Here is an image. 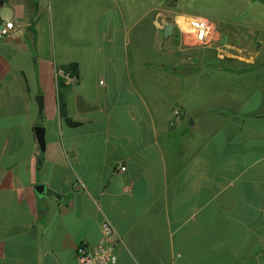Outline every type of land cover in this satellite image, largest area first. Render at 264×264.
Segmentation results:
<instances>
[{
	"label": "crops",
	"instance_id": "1",
	"mask_svg": "<svg viewBox=\"0 0 264 264\" xmlns=\"http://www.w3.org/2000/svg\"><path fill=\"white\" fill-rule=\"evenodd\" d=\"M170 1L3 0L0 264H78L105 221L114 264H264V36L185 48Z\"/></svg>",
	"mask_w": 264,
	"mask_h": 264
},
{
	"label": "built area",
	"instance_id": "2",
	"mask_svg": "<svg viewBox=\"0 0 264 264\" xmlns=\"http://www.w3.org/2000/svg\"><path fill=\"white\" fill-rule=\"evenodd\" d=\"M175 29L185 48L218 46L220 32L216 24L210 19L200 15H181L174 21ZM16 24L12 20L0 19V39L14 30ZM55 80L64 77L67 81L73 79L68 73L57 67L54 72ZM175 118L179 117V110L173 111ZM125 166L117 164L116 172H122ZM103 236L95 247H87L83 244L75 249V257L78 264H114L117 260L116 241L112 238L113 232L110 224L102 223ZM177 264V263H173Z\"/></svg>",
	"mask_w": 264,
	"mask_h": 264
},
{
	"label": "rangeland",
	"instance_id": "3",
	"mask_svg": "<svg viewBox=\"0 0 264 264\" xmlns=\"http://www.w3.org/2000/svg\"><path fill=\"white\" fill-rule=\"evenodd\" d=\"M154 1L159 0H143L142 3ZM174 2L171 0L170 4ZM175 5L180 12L207 17L216 25H221L219 19L234 26L248 24L253 31L261 30L264 36V4L259 0H177ZM0 11L2 15L10 13L7 5Z\"/></svg>",
	"mask_w": 264,
	"mask_h": 264
},
{
	"label": "trees",
	"instance_id": "4",
	"mask_svg": "<svg viewBox=\"0 0 264 264\" xmlns=\"http://www.w3.org/2000/svg\"><path fill=\"white\" fill-rule=\"evenodd\" d=\"M59 68L64 70V72L68 73V75L71 78H76L77 75H78V66L74 62H71V63H69L67 65H64V66H60ZM65 83H66V79L64 77H58L57 80H56V84H57V87H58L59 112H60V115H61V117L63 118V120H64V122L66 124H68L69 126H77L78 123L73 121V120H71L66 114L65 102H64L62 94H61L62 88L65 87Z\"/></svg>",
	"mask_w": 264,
	"mask_h": 264
},
{
	"label": "water",
	"instance_id": "5",
	"mask_svg": "<svg viewBox=\"0 0 264 264\" xmlns=\"http://www.w3.org/2000/svg\"><path fill=\"white\" fill-rule=\"evenodd\" d=\"M3 0H0V6L2 5ZM174 29V24L172 22H167L166 25L163 27V36L167 37L172 33ZM37 103H38V109L39 112L42 110L43 102H42V96H37ZM40 121V120H39ZM35 134H36V139L39 145L40 151H43L44 146H45V138H44V128L41 125H37L34 128ZM42 189V186H36V190Z\"/></svg>",
	"mask_w": 264,
	"mask_h": 264
}]
</instances>
